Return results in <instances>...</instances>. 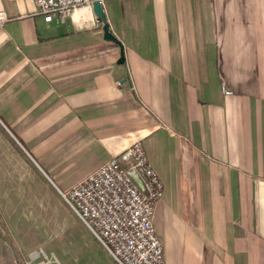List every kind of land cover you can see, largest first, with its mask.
Segmentation results:
<instances>
[{
	"label": "crops",
	"instance_id": "obj_1",
	"mask_svg": "<svg viewBox=\"0 0 264 264\" xmlns=\"http://www.w3.org/2000/svg\"><path fill=\"white\" fill-rule=\"evenodd\" d=\"M102 10L115 40L95 14L0 0V264L34 251L21 216L43 177L66 189L136 140L163 184L164 264H264V0Z\"/></svg>",
	"mask_w": 264,
	"mask_h": 264
},
{
	"label": "built area",
	"instance_id": "obj_2",
	"mask_svg": "<svg viewBox=\"0 0 264 264\" xmlns=\"http://www.w3.org/2000/svg\"><path fill=\"white\" fill-rule=\"evenodd\" d=\"M93 1L33 0L44 21L58 23L73 18L78 11L92 16ZM97 1L102 6L103 0ZM5 20L0 11V23ZM221 91L232 94L223 85ZM59 192L117 264H164L163 244L153 222L155 203L163 196V184L149 164L141 140ZM40 254L46 258L39 248L19 264H32ZM40 264L52 262L46 259Z\"/></svg>",
	"mask_w": 264,
	"mask_h": 264
},
{
	"label": "rangeland",
	"instance_id": "obj_3",
	"mask_svg": "<svg viewBox=\"0 0 264 264\" xmlns=\"http://www.w3.org/2000/svg\"><path fill=\"white\" fill-rule=\"evenodd\" d=\"M76 175H69L64 185H69L72 178L78 177ZM44 180L45 177L42 212L34 218L28 213L21 216L27 224L26 228H21V243L31 245L34 250L41 248L46 258L40 254L38 260L50 259L52 264H117L63 200L59 190L65 188ZM157 218L154 210L153 219L157 221Z\"/></svg>",
	"mask_w": 264,
	"mask_h": 264
},
{
	"label": "water",
	"instance_id": "obj_4",
	"mask_svg": "<svg viewBox=\"0 0 264 264\" xmlns=\"http://www.w3.org/2000/svg\"><path fill=\"white\" fill-rule=\"evenodd\" d=\"M93 12L97 17V20L103 24L104 38L115 40V37L108 30V24L106 22L105 14L102 10V6L97 0L93 1Z\"/></svg>",
	"mask_w": 264,
	"mask_h": 264
},
{
	"label": "bare ground",
	"instance_id": "obj_5",
	"mask_svg": "<svg viewBox=\"0 0 264 264\" xmlns=\"http://www.w3.org/2000/svg\"><path fill=\"white\" fill-rule=\"evenodd\" d=\"M86 16V11H78L73 15V18L79 19Z\"/></svg>",
	"mask_w": 264,
	"mask_h": 264
}]
</instances>
